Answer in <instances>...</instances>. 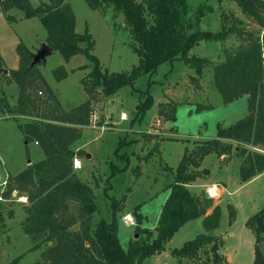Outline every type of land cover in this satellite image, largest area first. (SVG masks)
<instances>
[{"label": "trees", "instance_id": "16d2710c", "mask_svg": "<svg viewBox=\"0 0 264 264\" xmlns=\"http://www.w3.org/2000/svg\"><path fill=\"white\" fill-rule=\"evenodd\" d=\"M85 1L91 9L104 13L111 8L123 16L133 40L132 49L139 56L138 63L129 71L111 72L103 68L93 53L95 41L88 28L83 32L76 31V17L68 1L46 0L34 7L30 0H0V13H4L9 22L15 20L7 14L12 8L20 9L24 18L38 17L46 30L45 43L52 51H58L65 62L77 54H83L88 60L87 64L79 66V69L89 68L81 78L88 98L68 110L62 107L38 69L37 65L45 60L32 65L34 52L23 42L16 46L18 68L8 71L18 87L17 102L14 107L6 105L8 112L31 117L18 122V126L25 142H36L44 152L43 159L30 162L17 174L9 175L2 192L6 199L13 191L27 197L26 216L22 223L24 233L34 241L32 249L46 245L35 264H142L145 259L160 254L181 226L200 217L203 231L180 247L172 248L171 255L182 264L186 258L194 259L201 251H209L212 258H206L202 264L226 263V258L219 253L223 239L213 233L220 226L221 207L214 204L206 192L193 193L187 185L208 173V169H200L206 155H229L234 147L242 157L238 171L241 181L264 171V153L249 148L264 147V0H228L261 28L256 34L243 30V21L232 11L225 10L220 13L218 31L201 29V18L212 11V6L201 4L191 11L188 0ZM217 1L221 4L223 0ZM245 34L248 37H244ZM232 35L240 43L235 49L223 50L224 60L221 62L212 64L207 58L190 53L201 40H224ZM174 61H182L194 68L197 75H201L206 66L211 67L213 82L222 102L229 104L247 95V113L228 126L218 123L216 137L198 141L192 148L185 147L173 171V181L168 185L170 193L156 225L153 228L142 226L145 216L139 211L140 206H135L132 213L138 236L134 234L127 248H123L118 236L117 213L123 209L126 196L116 199L108 194L109 186L105 188V196L111 201V220H95L93 217L98 206L93 188L79 177L73 166L76 155L85 153L82 149L74 150L72 145L82 135V128L89 124L99 97L107 98L126 85L133 87L140 76H151L162 63L172 64ZM53 76L61 81L68 76V71L59 65L53 69ZM151 84L152 80H148L146 89L139 94L141 100L135 118L140 120L153 102L149 93ZM177 104L175 101L160 103L158 115L165 121L174 122ZM204 108L206 106L198 105L196 110ZM102 121L100 118V123ZM142 136L152 140L153 135L143 132ZM135 142L137 139L121 138L115 152ZM118 156L125 160V164L118 167L111 163L108 181L128 165L127 152ZM210 208L212 210L208 213ZM227 208L228 221L232 223L236 209L232 204ZM245 225L255 237L252 264H264V207L250 215Z\"/></svg>", "mask_w": 264, "mask_h": 264}, {"label": "rangeland", "instance_id": "374dc122", "mask_svg": "<svg viewBox=\"0 0 264 264\" xmlns=\"http://www.w3.org/2000/svg\"><path fill=\"white\" fill-rule=\"evenodd\" d=\"M44 1L46 0H30V3L36 7ZM66 1L73 8L76 17V31L83 32L87 27L92 34L95 41L93 53L100 59L103 68L111 72H127L138 63L139 56L132 49L133 40L121 14L115 13L111 8L104 13L101 10L91 9L85 0ZM230 3L235 6L233 2L226 1L223 7H228ZM201 4L204 7L212 6V11L206 13L204 29L216 30L219 22L221 24L220 13L223 10L227 12L230 10L223 8L217 0H188L191 11ZM7 14L13 16L15 20L9 22L6 15L0 13V57L2 58L0 68V177L2 178L6 175H15L23 170L28 159L30 162H37L44 157V152L39 145L34 142H25L18 126V122H25L31 117L18 115L13 111L8 112L6 105L14 107L17 102L18 87L8 73L10 69H17L19 66L17 44L23 42L36 53L45 43L46 30L38 17L24 18V13L18 8L10 9ZM21 15L22 18L16 21V18ZM240 19L243 21V30L258 33L260 27L252 18L243 14ZM244 37L248 35L245 34ZM202 42L203 46L200 43L195 45L190 53L198 56L201 51L206 50L208 57L205 58L209 59L212 64L217 61L218 52L235 49L240 43L233 35L227 40H202ZM87 63L88 60L83 54L73 56L68 62L69 75L61 81H56L53 76V69L65 64L58 51H52L45 58V63L37 65L66 110L88 98L82 87L81 78L88 73L89 68L79 69V66ZM4 69L8 71L5 73ZM211 73L212 69L209 66L203 69L201 75H197L194 68L188 67L182 61H174L172 64L164 62L153 75L140 76L133 87L126 85L109 97L104 99L99 97L96 101L94 110L106 127L101 130L100 127L87 125L83 129L77 144L86 153L81 156L80 171L75 172L93 188L98 206V211L93 217L95 220L101 218L111 220V201L105 196V188L109 186L108 194L116 199L123 195L126 196L123 209L117 213L118 236L123 248H127L129 240L135 234L136 220L132 213L135 206L139 205V211L146 215L147 220H144L146 226L153 228L156 225V217H159L166 199L168 185L173 181V171L185 147L192 148L198 141L216 137L218 123L228 126L247 113V102L229 104L222 102ZM148 80H152L149 93L152 95L153 102L140 120L135 118L141 100L139 94L141 90L146 89ZM200 80L204 84V92L206 91L207 95L199 90ZM171 101L178 103L176 120L170 121L167 125L164 123L165 120L158 115V108L160 103L167 104ZM198 105H204L206 108L197 111ZM121 112L127 114L125 120H120ZM143 132L152 133L153 140L143 138ZM124 137L126 140L137 139V142L121 147L115 152L119 139ZM174 137L180 139L177 140ZM160 138L164 141H160ZM249 148L254 149V147ZM261 148L264 149V147ZM124 152L129 155L128 165L124 170L116 172L108 181L111 163L118 167L125 164V160L118 156ZM231 153L236 154L240 162L242 161L236 147ZM213 158V155L207 157L205 163L212 167V170H217ZM226 160L227 162H224ZM226 160L222 159L221 164L226 166L224 171L228 172L233 184L236 160L227 158ZM259 186V183H255L248 187L247 199H244L251 202H245L247 211H251L250 206L256 199L261 208L264 206L262 205L263 190ZM21 196L25 195L17 192L15 196L12 194L6 199L0 187V214H2L0 264H35L40 259L41 251L46 248V245L42 244L38 249H32L34 241L24 233L22 223L26 216L25 207L28 205V200L27 202L21 201ZM238 198L243 199V196H236L234 199L239 201ZM129 214L133 217L134 224L127 228L122 220L125 215ZM227 217L228 213L225 212L223 228L228 222ZM242 226L245 228L244 223ZM196 229L195 222L185 225L175 232L160 254L145 259L142 264H179L177 258L171 255L170 250L180 247L185 241L193 238L196 235ZM262 245L264 248V243ZM16 258L18 260L13 262ZM206 258H212L211 253L201 251L198 257L186 258L182 264H202L206 262ZM247 263L250 264L246 255H243L240 264Z\"/></svg>", "mask_w": 264, "mask_h": 264}, {"label": "crops", "instance_id": "0c3cea01", "mask_svg": "<svg viewBox=\"0 0 264 264\" xmlns=\"http://www.w3.org/2000/svg\"><path fill=\"white\" fill-rule=\"evenodd\" d=\"M226 1H228V0H223L220 5L223 7L225 5ZM223 8L232 11L239 18L243 15L242 12L240 11V9L236 5L233 6L231 3L228 5V7H223ZM205 16L206 15H204L200 21L201 29H204L203 23L206 20ZM21 18H22V15L19 18H16V21H17V19H21ZM220 25L221 24L219 22L217 29L213 30V31H218L220 29ZM227 39H229V37ZM227 39H225V40H227ZM199 43L201 46H203L202 40ZM199 43L197 45H199ZM30 50H32V49H30ZM203 51L204 52L201 51L200 55H198V56L203 57V58L208 57L207 51L206 50H203ZM223 60H224L223 53L218 52L217 61L215 63L221 62ZM68 62H65V64H63V66L66 68V70L69 71ZM86 69H88V68H86ZM199 90L203 91L204 95H207L206 91L204 92L205 87H204V84L201 83V80H200ZM233 102L234 103H239V102L246 103L247 102V95H243L242 97L234 100ZM233 102H231V103H233ZM157 119H158V121H160L159 118H157ZM169 122L170 121H165L164 123H166L168 125ZM85 127L86 126H84L82 128V132H83V129ZM171 137H173V136L171 135ZM152 138H153V136H152ZM174 138H177V137H174ZM179 139L180 138H177V140H179ZM160 141L163 142L164 139L160 138ZM34 143L36 145H38L36 142H34ZM72 148L74 150L82 149V147L79 144H77V141L74 142V144L72 145ZM211 155H213V157H214L213 160L216 164L217 170L216 169L212 170V167H210L209 165H206V163H205V159ZM223 156H227L228 160H230V159L236 160L234 163V164H236V167H235L236 170L233 173L234 174V183L233 184L231 183L228 172L224 171L226 166L221 164ZM223 156L219 157L214 153H210V154L206 155L204 157L202 163H201L200 169L206 168V169H208V173L205 174L203 177H198L195 181L189 183L187 185V187L193 193H200L201 191H204L207 193V189L211 186H213V188H215V190H217L218 194L211 196V197L213 198L214 204L220 205L221 211H222L220 226L216 230L213 231L214 234L220 235L223 239V244L219 248V253L222 254L226 258V264H235V263L240 264L243 255H246V259L248 258V262L250 264H252L253 259H254L255 237H254V234L252 233V231L245 225V222L250 215L254 214L255 212H257L258 210L261 209V207H260L261 205H259V201H257V199H256L255 202H252L253 204L250 206L251 211H247L248 209L245 208V206H246L245 202L250 203L251 201L246 200L247 199V193L246 192L248 190V187L251 184L259 183L260 184L259 188L263 190V193H262L263 194L262 195L263 203H262V205H264V171L255 175L254 177H252L251 179H249L247 181H241L239 178V173H238L239 165L241 163L240 158L234 153H231L229 155H223ZM75 158L80 161L81 167H82V161H81L82 157L79 155H76ZM224 162H227V160ZM80 168H74V169L78 173L80 171ZM214 173H215V175H214ZM169 193H170V189L168 188L166 198L168 197ZM236 196H239V197L243 196V199L238 198L239 201H236V199H234ZM244 198H246V199H244ZM228 204H232L234 206V208L236 209V218L232 223H229L228 217H227L228 222H227L226 226L223 228L222 226H223V223L225 221V212L228 213V208H227ZM263 207L264 206H262V208ZM211 210H212V208H210L208 210V213L211 212ZM253 211H255V212H253ZM250 212H253V213L250 214ZM144 216L146 217V215H144ZM144 220L146 221L147 217ZM144 220H143L142 226H146L144 224ZM157 220H158V217H156L155 222H157ZM201 221H202L201 217L197 218V219L190 220V221L186 222L183 226H181L179 229H181L185 225H188L192 222H195V225L197 226V229H196V234H197V233L203 231ZM122 222L127 228L131 226V225L125 223L123 220H122ZM243 223L245 225V228L242 226ZM146 227H148V226H146ZM263 243H264V241H263ZM157 255L158 254H156L154 256H157Z\"/></svg>", "mask_w": 264, "mask_h": 264}, {"label": "built area", "instance_id": "2783aa9c", "mask_svg": "<svg viewBox=\"0 0 264 264\" xmlns=\"http://www.w3.org/2000/svg\"><path fill=\"white\" fill-rule=\"evenodd\" d=\"M126 118H127V114L125 112H121V114H120V120H125ZM89 125L92 126V127H100L101 130H103L106 127L103 122L100 123V116H99V114L96 111H94L91 114L90 121H89L88 126ZM254 149L259 150V151H263L262 153H264V149L261 150V149L256 148V147H254ZM73 166H74V168H80L81 167L80 161L78 159L74 158V160H73ZM7 179H8V176L7 175L4 176V178L0 177V187L2 188V192L4 191V189H5L6 185H7ZM210 191H211V187H209L207 189V193H208V195L210 197L211 196H214L213 194H211ZM25 202H27V197H26V201ZM123 221L125 223L129 224V225H133L134 224V220H133V218L130 215H125L123 217Z\"/></svg>", "mask_w": 264, "mask_h": 264}, {"label": "water", "instance_id": "95a60500", "mask_svg": "<svg viewBox=\"0 0 264 264\" xmlns=\"http://www.w3.org/2000/svg\"><path fill=\"white\" fill-rule=\"evenodd\" d=\"M52 52V48L47 44V43H43L40 47V49L34 53L33 55V60H32V65H35L37 63H39L42 60H45V58L51 54ZM5 73L8 71L7 69L3 70ZM139 107V106H138ZM227 158V156H223V159L225 160ZM28 163H30V159H28ZM12 194L15 196L17 194L16 191H13ZM138 234H135V237H137Z\"/></svg>", "mask_w": 264, "mask_h": 264}, {"label": "bare ground", "instance_id": "6f19581e", "mask_svg": "<svg viewBox=\"0 0 264 264\" xmlns=\"http://www.w3.org/2000/svg\"><path fill=\"white\" fill-rule=\"evenodd\" d=\"M212 187L213 186H211V191H210L211 194L217 195L218 194L217 190H215V188H212ZM20 199H21V201H24V202L26 201V197L25 196H23V197L21 196Z\"/></svg>", "mask_w": 264, "mask_h": 264}]
</instances>
